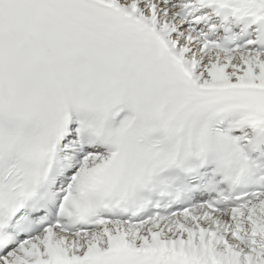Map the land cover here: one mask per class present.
Wrapping results in <instances>:
<instances>
[{"label": "snow or ice", "instance_id": "1", "mask_svg": "<svg viewBox=\"0 0 264 264\" xmlns=\"http://www.w3.org/2000/svg\"><path fill=\"white\" fill-rule=\"evenodd\" d=\"M0 264H264V0H0Z\"/></svg>", "mask_w": 264, "mask_h": 264}]
</instances>
